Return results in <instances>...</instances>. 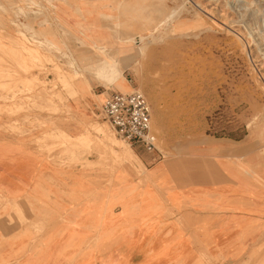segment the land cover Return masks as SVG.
I'll return each mask as SVG.
<instances>
[{
    "label": "crops",
    "instance_id": "crops-1",
    "mask_svg": "<svg viewBox=\"0 0 264 264\" xmlns=\"http://www.w3.org/2000/svg\"><path fill=\"white\" fill-rule=\"evenodd\" d=\"M54 9L70 27L94 23L90 39L113 36L96 11L81 17L77 0ZM72 90L64 114H0V264H264L262 162L243 157L237 141L205 139L168 157L129 145L143 175L132 163L99 167L91 126L107 91L84 81ZM47 132L82 142L75 162L34 146Z\"/></svg>",
    "mask_w": 264,
    "mask_h": 264
},
{
    "label": "rangeland",
    "instance_id": "rangeland-1",
    "mask_svg": "<svg viewBox=\"0 0 264 264\" xmlns=\"http://www.w3.org/2000/svg\"><path fill=\"white\" fill-rule=\"evenodd\" d=\"M60 1L68 0H0V54L14 58L0 59V100L10 95L0 114H64L65 97L78 82L116 89L103 78L112 68L121 71L127 92L137 89L150 106L155 155L171 156L192 141H237L243 157L264 166V0H77L81 17L96 11L99 25L113 35L98 40L87 36L94 23L70 27L59 19L54 6ZM35 38L51 45L38 48ZM6 81L11 85L2 86ZM23 124L47 122L25 118ZM94 126L106 129L114 150L127 144L96 118L91 130L99 167L132 163L144 174L138 163L116 157ZM81 144L47 132L34 146L47 153L60 148L61 164L68 165Z\"/></svg>",
    "mask_w": 264,
    "mask_h": 264
},
{
    "label": "built area",
    "instance_id": "built-area-1",
    "mask_svg": "<svg viewBox=\"0 0 264 264\" xmlns=\"http://www.w3.org/2000/svg\"><path fill=\"white\" fill-rule=\"evenodd\" d=\"M107 96L96 110L119 140L141 147L146 153L156 152V137L151 129L150 106L137 89L129 92L106 90Z\"/></svg>",
    "mask_w": 264,
    "mask_h": 264
},
{
    "label": "bare ground",
    "instance_id": "bare-ground-1",
    "mask_svg": "<svg viewBox=\"0 0 264 264\" xmlns=\"http://www.w3.org/2000/svg\"><path fill=\"white\" fill-rule=\"evenodd\" d=\"M128 39H125L124 44H130L131 40L129 39V41ZM33 41L38 48H44L48 45H51V43L47 42L46 40H38L37 38H35L33 39ZM59 78H64V74L62 71H59ZM103 78L105 80V83L107 82L106 85H113L119 91L127 92L128 90H130V86L126 84L125 78L122 76V73L119 70H114L111 68L109 69V71L103 74ZM93 129L99 137L104 138V140L107 141L108 145L111 147V151L113 152V154H115L116 157L123 160L124 162L127 161L130 163H138L140 169L143 170V167L141 166V163L139 162L136 154L131 150L130 146L127 143V146H115L117 150H114L113 145L111 144L115 143V140L110 135H107L105 131L106 129L104 130V128L101 126H94Z\"/></svg>",
    "mask_w": 264,
    "mask_h": 264
}]
</instances>
